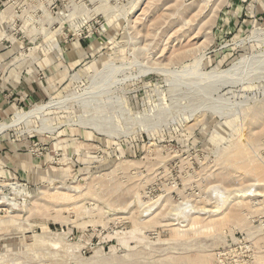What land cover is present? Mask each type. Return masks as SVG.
I'll list each match as a JSON object with an SVG mask.
<instances>
[{"label": "rangeland", "instance_id": "1", "mask_svg": "<svg viewBox=\"0 0 264 264\" xmlns=\"http://www.w3.org/2000/svg\"><path fill=\"white\" fill-rule=\"evenodd\" d=\"M0 61L54 86L0 134V264H264V0H0Z\"/></svg>", "mask_w": 264, "mask_h": 264}, {"label": "crops", "instance_id": "2", "mask_svg": "<svg viewBox=\"0 0 264 264\" xmlns=\"http://www.w3.org/2000/svg\"><path fill=\"white\" fill-rule=\"evenodd\" d=\"M10 64L0 61V121L15 110L45 101L54 90L49 78H40L37 71Z\"/></svg>", "mask_w": 264, "mask_h": 264}, {"label": "bare ground", "instance_id": "3", "mask_svg": "<svg viewBox=\"0 0 264 264\" xmlns=\"http://www.w3.org/2000/svg\"><path fill=\"white\" fill-rule=\"evenodd\" d=\"M168 58H171L170 61L173 60L172 57H170V56ZM237 65L238 64L233 65L226 73L223 72V74H220V75L232 73L234 71V69L237 67ZM109 67L111 68L112 65L109 64V65L105 66L103 68V70H105ZM190 69H192V68H190ZM187 70H189V69L184 68L182 71L175 73V75L180 76L181 74H184ZM156 71L161 72L160 70H156ZM51 105H52V102H47L45 104H41V105H38L36 107H33L28 111H24V112H20V113L14 112L12 118L8 122H0V134L4 133L6 130L12 128L13 126L18 124L19 122L28 120L30 117H33L35 114L42 112L44 109H46L47 107H50ZM259 172L264 177V172L262 170H260ZM191 262H192V260H191ZM191 262H189V263H191Z\"/></svg>", "mask_w": 264, "mask_h": 264}]
</instances>
